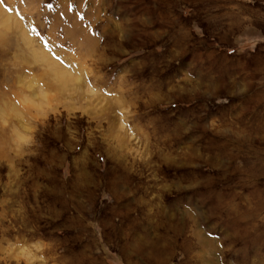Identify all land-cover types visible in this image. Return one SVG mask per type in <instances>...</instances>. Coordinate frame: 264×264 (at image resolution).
<instances>
[{"label": "rangeland", "instance_id": "obj_1", "mask_svg": "<svg viewBox=\"0 0 264 264\" xmlns=\"http://www.w3.org/2000/svg\"><path fill=\"white\" fill-rule=\"evenodd\" d=\"M0 34V264H264V0H0Z\"/></svg>", "mask_w": 264, "mask_h": 264}, {"label": "snow or ice", "instance_id": "obj_2", "mask_svg": "<svg viewBox=\"0 0 264 264\" xmlns=\"http://www.w3.org/2000/svg\"><path fill=\"white\" fill-rule=\"evenodd\" d=\"M13 48V42L10 37H6L3 34H0V53L5 55H11V51ZM106 94L112 96L113 93L107 92ZM47 132L52 133L55 136H58L61 141H68L71 142L79 137H82L83 133L78 130V125L74 121L72 117L67 119H61L58 128H51L49 127ZM21 144H28L30 143L29 139H21Z\"/></svg>", "mask_w": 264, "mask_h": 264}]
</instances>
